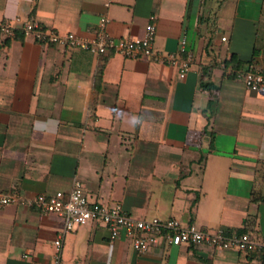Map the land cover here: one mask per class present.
<instances>
[{"label": "crops", "instance_id": "obj_1", "mask_svg": "<svg viewBox=\"0 0 264 264\" xmlns=\"http://www.w3.org/2000/svg\"><path fill=\"white\" fill-rule=\"evenodd\" d=\"M16 16L83 38L100 16L113 38L141 36L153 22L154 54L103 56L20 30L0 36V190L67 193L77 179L90 200L119 203L133 218L243 229L264 243V87L247 88L224 63L235 56L264 70V0H0V20ZM182 36L184 77L164 61ZM63 225L54 213L0 205V264H49ZM61 264L264 259L176 236L137 254L123 232L111 238L89 222L65 234Z\"/></svg>", "mask_w": 264, "mask_h": 264}, {"label": "built area", "instance_id": "obj_2", "mask_svg": "<svg viewBox=\"0 0 264 264\" xmlns=\"http://www.w3.org/2000/svg\"><path fill=\"white\" fill-rule=\"evenodd\" d=\"M106 16H100L97 29L91 38H83L73 32L60 33L54 28L42 26L33 20H24L16 16L12 20H0V36L10 37L20 30L31 36L36 42L47 45H59L67 48H78L94 54H102L108 50L121 54L124 57L153 56V42L155 25L149 22L141 36L131 38H113L106 34L108 23ZM225 40V37H221ZM186 37L179 40L176 52L167 53L164 61L172 65H179L180 77H184L189 67L188 58L180 59L185 53ZM245 86L251 90L264 87V74L259 71H248L242 75ZM25 205L43 213H54L63 217V230L54 238L53 259L49 264H61L62 242L66 233L86 225L97 222L106 226L110 237H116L120 232L130 239L131 246L137 254H145L150 246L159 238L176 236L185 244H207L216 249H235L240 252L258 250L264 259V243L255 236L246 232L238 234L223 229H200L194 225H183L177 218L136 219L128 215L122 205L114 203L106 205L96 200H90L85 193L82 183L74 180L71 189L64 193L55 191L52 194H36L24 198L14 192L0 190V205Z\"/></svg>", "mask_w": 264, "mask_h": 264}, {"label": "trees", "instance_id": "obj_3", "mask_svg": "<svg viewBox=\"0 0 264 264\" xmlns=\"http://www.w3.org/2000/svg\"><path fill=\"white\" fill-rule=\"evenodd\" d=\"M22 32V31H21ZM23 33V32H22ZM15 35V34H14ZM111 54H113V51H111V50H108V51H106L105 53H102L101 55H103V56H109V55H111ZM250 61H241V60H238L235 56H231L230 58H229V60H226L224 63H225V66L227 67V66H229V67H231V69L233 70V73H232V76H237V75H243V74H245L246 72H248V71H254V69H251V68H246V69H243V68H241L242 67V65H245V64H248ZM259 72H261V73H263L264 74V70H262V71H259ZM97 80H100V77H98L97 78ZM202 86L203 87H208V86H210L209 84H206V83H203L202 84ZM232 232V231H231ZM234 232H236V233H238V234H241V233H246V232H244V230L243 229H239V230H237V231H234Z\"/></svg>", "mask_w": 264, "mask_h": 264}]
</instances>
